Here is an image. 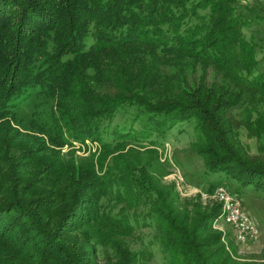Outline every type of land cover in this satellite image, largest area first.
<instances>
[{
    "label": "trees",
    "instance_id": "trees-1",
    "mask_svg": "<svg viewBox=\"0 0 264 264\" xmlns=\"http://www.w3.org/2000/svg\"><path fill=\"white\" fill-rule=\"evenodd\" d=\"M239 4L0 0V264H144L153 248L161 264L220 262L206 255L219 238L202 241L220 206L162 185L158 147L193 121L206 172L264 193V69ZM32 97L53 105L26 120L17 112ZM76 143L94 152L39 157ZM142 230L153 235L133 252Z\"/></svg>",
    "mask_w": 264,
    "mask_h": 264
},
{
    "label": "rangeland",
    "instance_id": "rangeland-1",
    "mask_svg": "<svg viewBox=\"0 0 264 264\" xmlns=\"http://www.w3.org/2000/svg\"><path fill=\"white\" fill-rule=\"evenodd\" d=\"M239 5L236 14L240 17L247 19L249 25L246 26L243 31L246 36V40H250L254 45H256L258 54V65L257 70L261 72L264 69V59L261 58L264 55V0H238ZM91 43V41L89 40ZM261 51V52H260ZM37 95V94H31ZM35 104L39 108H35L36 111L43 110L48 111L53 105V100L42 98V97H32L30 100L21 105L18 114L24 119H30L34 112ZM116 124L117 122L122 123V115L118 114L113 120ZM193 121H187L173 128L171 132L167 135L166 139L162 142V145L158 148V158L165 168H162L160 173V181L164 186H173L174 192L178 195L182 202H188L190 199L199 195V203H201L204 208H213L215 206L221 207L222 203L215 199V191L208 192L209 185L215 184L223 185L233 192L240 202H242V210L246 216H249L257 230H259V235L257 240L254 242L242 245L235 240V231L232 226L226 223L224 220L218 216V218L212 222L209 230V234L205 235L202 241L205 239L214 240L218 237V242L216 245L207 250L206 255L217 253L220 257V262L218 264H264V193L257 191L252 188L242 189L233 180L231 181L222 173L211 174L206 172L204 163L195 154L192 147L189 146L191 142L194 141L193 132ZM141 123H135V128L139 129ZM23 132V131H21ZM29 138H36V134L26 133ZM42 138V137H41ZM38 137L32 143L33 147L38 146L39 149L42 143ZM239 141L244 145L250 154H256L257 145L255 141L248 137L246 131L241 130L239 135ZM52 147L42 154L41 157L45 163L53 156H58L64 161H73L75 158L84 159L88 156L89 152H94L90 147V144L79 145L72 148L61 147L59 149L60 154L53 155ZM69 150L73 151V154H69ZM21 163L23 166H28L26 158H22ZM44 166V163L42 164ZM31 169V167L29 168ZM156 174H158L156 172ZM38 177V176H36ZM151 230H142L133 233L132 238L128 239L127 246L133 252H140L143 250V246L139 245V237L146 242L150 237H152ZM137 236V237H136ZM73 239L70 243H73ZM79 245L82 241H79ZM129 242V243H128ZM131 243V244H130ZM153 248V247H152ZM152 258L145 259L144 264H161V257L157 252V249H152ZM205 255V256H206ZM101 257V256H100ZM100 259V258H99ZM101 264V263H92Z\"/></svg>",
    "mask_w": 264,
    "mask_h": 264
},
{
    "label": "built area",
    "instance_id": "built-area-1",
    "mask_svg": "<svg viewBox=\"0 0 264 264\" xmlns=\"http://www.w3.org/2000/svg\"><path fill=\"white\" fill-rule=\"evenodd\" d=\"M214 196L217 201L222 203V210L219 216L232 226L235 231V240L242 245L257 240L259 230H257L250 217L244 214L242 202H240L238 197L223 185H218Z\"/></svg>",
    "mask_w": 264,
    "mask_h": 264
}]
</instances>
